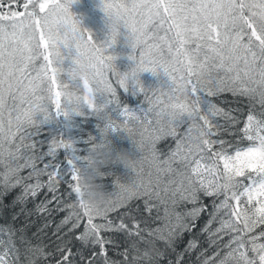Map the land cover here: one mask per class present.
<instances>
[{
  "label": "snow or ice",
  "instance_id": "obj_1",
  "mask_svg": "<svg viewBox=\"0 0 264 264\" xmlns=\"http://www.w3.org/2000/svg\"><path fill=\"white\" fill-rule=\"evenodd\" d=\"M74 2L0 0V196L19 187L18 201L26 202L44 187L55 193L66 183L71 202L52 198L55 211L67 210L58 233L64 226H69L65 235L83 226L76 238L98 245L103 253L111 240L101 233L127 232L136 239L121 253L122 264H160L163 253L148 257L140 254L141 246L151 240L171 248L204 211L203 195L214 198L202 229L209 245H220L224 236L228 240L210 255L200 251L199 264H264V0H106L104 10L116 11V26L128 29L133 38L129 59L135 67L124 74L110 63L117 58L108 51L116 33L110 41L97 43L70 11ZM82 41L91 45L84 53L91 80L77 76L73 67L80 63L72 55L74 50L79 53ZM65 59L70 60L67 68L62 67ZM144 72L166 76L168 92L154 97L140 80ZM70 88L78 98L76 108L69 107ZM119 90L142 94L147 108L132 109L122 102ZM225 92L248 100L243 127L236 128L232 141L222 138L228 129L217 118L224 117L231 128L240 119L212 99ZM177 93L186 103L173 104L181 115L169 118L164 109L167 101L179 99ZM61 116L69 122L95 117L100 139L60 132L40 140L38 147L34 138ZM133 119L145 134L140 148L148 167L140 171L146 179L127 199L118 197L120 202L105 215H94L80 197L79 167L89 148L110 132L131 138ZM166 137L175 147L162 154L157 144ZM25 170L27 175H22ZM118 181L114 178L113 183ZM141 198L148 212L156 208L159 226L141 227L135 217L131 227L124 222L129 204ZM47 203L51 201L37 209L52 211ZM188 204L193 207L186 210ZM115 213H120L118 218ZM7 232L8 240L0 239V264H40L53 255L23 237L21 252L13 230ZM69 243L57 245L56 264H73ZM196 247L190 242L188 250ZM102 259L103 264H117L106 255ZM182 260L181 255L177 264Z\"/></svg>",
  "mask_w": 264,
  "mask_h": 264
},
{
  "label": "trees",
  "instance_id": "obj_2",
  "mask_svg": "<svg viewBox=\"0 0 264 264\" xmlns=\"http://www.w3.org/2000/svg\"><path fill=\"white\" fill-rule=\"evenodd\" d=\"M98 0H75L72 4L70 11L74 14L75 18L81 21L82 27L88 29L93 39L97 42H103L107 39L109 28L108 22L104 13L98 7ZM19 10H22L20 8ZM120 35L117 37V42L108 51L116 55V67L123 73L130 70L134 66V61L129 59L132 53V49L129 46V39L122 33L121 26L119 28ZM67 55V50H62ZM70 64V60L65 59L62 67L67 68ZM140 80L145 87H168V79L162 73L159 75H153L151 72H144L140 74ZM119 95L123 103L127 104L132 109L147 108V104L143 103V95H134L132 91L124 92L119 90ZM213 101L228 112L231 116L239 117L240 124L235 128H231L226 123L224 117H218V121L225 125L228 129L222 132V138L226 141H232L235 139L236 128L243 127V122L246 119L248 112V100L245 97H236L229 92L220 94L217 97L212 98ZM115 116L116 114L113 113ZM37 119H41L38 115ZM71 124V126H69ZM97 120L95 117H73L72 121H67L63 116L54 119L48 124L43 126V132L41 135L36 136L34 139L37 141V146L40 147L39 141L46 140L47 137L56 135L63 132L66 136L71 137H83L87 134L96 136L97 140L100 139L99 131L96 128ZM34 131V130H33ZM182 131V130H181ZM108 139L112 142V145L116 149H127L133 151L135 155H139L135 151L131 141L120 132H110ZM175 147V142L171 137L162 139L157 148L162 154H167L172 148ZM41 151H46L45 148H41ZM38 167L42 165L38 163ZM25 170L22 175H27ZM108 172L109 169H104ZM112 175L105 178L104 183L109 192L114 191V178H119L122 182L127 181L132 175L129 171L123 168L122 165H116L111 168ZM42 182L47 184V176L41 177ZM34 183V181H30ZM67 184L61 183L55 193L49 192L47 187L42 188L35 197L29 196L26 202H19L18 198L21 195V189L19 187L14 188L3 196H0V239L8 240L7 229L11 228L14 232L12 237L17 247L23 252L24 245L21 243V237L30 241L32 245L40 244L44 247L46 253H53L46 260H42L40 264H56V260L59 259V254L56 252L57 245L63 241H70L68 244L72 253L73 264H103L102 256L106 255L108 259L122 264L124 257L121 253L128 248L133 241L134 236H129L127 232H107L101 233L105 239L111 240L110 243L104 245L103 253L98 245H93L90 241L85 243L77 239L76 237L83 231V226L80 229L74 230L73 233L65 235L68 232L69 226H64L58 233L56 227L63 218L67 215L65 211H55L57 205L53 196H60L61 199L68 203L71 200L67 197ZM213 199L204 197L201 195L200 203L204 206V211L195 219L192 226L186 230L183 235L176 238L174 245L170 248L168 245L160 241L157 243L160 252L163 253L160 259V264H177L178 257L183 256L182 264H199L198 254L202 250H207V254H211L224 242L228 240L227 236L223 237L220 245H209V239L206 233L202 231L206 226L207 221L210 218V213L213 210ZM47 203V207L51 209L50 212L38 210L37 206L43 203ZM153 203H157L153 200ZM193 206L188 204L187 209H191ZM129 216L124 217V222L131 227L132 217H135L140 222L141 227H157L159 221L156 219L157 210L153 208L151 212L145 209L144 198L133 200L129 206ZM125 211L122 209L121 212ZM159 212L163 215V206L159 207ZM120 213L113 214L114 217H119ZM117 222L118 219H117ZM218 225L214 224L213 228ZM63 237V241L61 240ZM195 241L197 247L194 250L189 251V243ZM143 247V246H141ZM23 259V257H22Z\"/></svg>",
  "mask_w": 264,
  "mask_h": 264
},
{
  "label": "clouds",
  "instance_id": "obj_3",
  "mask_svg": "<svg viewBox=\"0 0 264 264\" xmlns=\"http://www.w3.org/2000/svg\"><path fill=\"white\" fill-rule=\"evenodd\" d=\"M106 0H99L98 7L104 13V16L108 22L109 33L105 41H110L112 39L113 33H116L117 37L120 35L119 28L116 26L118 24L117 12L113 9H109L107 12L104 10V3ZM104 42V41H103ZM103 42H100L102 45ZM133 38L129 34V46L132 49ZM116 44V43H115ZM113 44V45H115ZM112 45V47H113ZM86 41L80 42L79 53L75 50L73 51L72 59L79 60V64H74L73 67L77 76L87 75L91 80L92 76L85 69L87 60L85 59V51L90 48ZM133 52V49H132ZM114 57L115 54L110 53ZM132 54V53H131ZM116 61V60H115ZM115 61L110 63H115ZM135 67V62L134 66ZM131 70V69H130ZM128 70V71H130ZM126 71V72H128ZM123 72L121 74H124ZM152 73V72H151ZM153 74V73H152ZM153 74V75H159ZM170 84V81L168 82ZM148 88V87H147ZM154 92V97H158L168 92V87L163 88L160 86L150 88ZM68 99L71 101L70 108L78 107V98L73 89H69ZM179 97L175 101H167V107L164 109V113L167 117L180 118L179 111L173 107V104L185 102L183 97L177 93ZM131 126L134 128V133L131 138L128 134L125 136L131 141L135 151L139 155H135L133 151L127 149H116L112 145V142L108 139V136L99 142L93 144L84 156L83 163L79 167V190L80 197L82 198L85 207H87L90 212L94 215H105L118 201V197H123L127 199L128 193L135 190L138 185H140L146 178L141 174L142 168L148 167V161L143 157L145 152L140 148V145L144 142V133L142 132L143 125L137 123L135 119L131 122ZM116 165H122L124 169L129 171L132 175L127 181L122 182L120 179L117 183H114V191L109 192L104 183L105 177L108 173H111V168ZM104 169H109L108 172ZM160 252V249L154 241H146L143 247L140 249V254H146L148 257H156Z\"/></svg>",
  "mask_w": 264,
  "mask_h": 264
},
{
  "label": "rangeland",
  "instance_id": "obj_4",
  "mask_svg": "<svg viewBox=\"0 0 264 264\" xmlns=\"http://www.w3.org/2000/svg\"><path fill=\"white\" fill-rule=\"evenodd\" d=\"M98 1H99V0H98ZM121 29H122V33H123L124 35H126V36L128 37V39H129V32H128V29L124 28L123 26H121Z\"/></svg>",
  "mask_w": 264,
  "mask_h": 264
}]
</instances>
